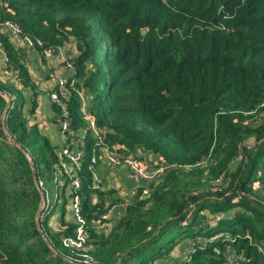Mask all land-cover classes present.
Wrapping results in <instances>:
<instances>
[{"label": "trees", "instance_id": "1", "mask_svg": "<svg viewBox=\"0 0 264 264\" xmlns=\"http://www.w3.org/2000/svg\"><path fill=\"white\" fill-rule=\"evenodd\" d=\"M4 20L39 41L37 51L74 44L66 103L85 155L74 188L58 145L32 121L38 93L26 52L0 31L16 75L0 78V264H75L63 242L75 235L64 220L75 196L89 254L102 264H151L181 228L207 240L184 264H229L228 247L240 264H264V0H0ZM77 90L108 146L190 166L138 187L107 234L95 225L120 199L93 187L95 139ZM204 211L223 217L204 225Z\"/></svg>", "mask_w": 264, "mask_h": 264}, {"label": "built area", "instance_id": "2", "mask_svg": "<svg viewBox=\"0 0 264 264\" xmlns=\"http://www.w3.org/2000/svg\"><path fill=\"white\" fill-rule=\"evenodd\" d=\"M0 31L8 35L10 41L18 46L27 47L29 49H35L36 43L29 36L23 35L22 30L18 24L11 20H4L0 22ZM71 42H66L61 46L47 47L41 51H37L38 58H54L59 54L62 59V63L65 69L74 71L72 58L74 54L70 51L68 46ZM0 63L3 69L7 66V55L0 45ZM15 78L16 75L14 74ZM80 98L82 99V110L85 112V99L82 90H77ZM70 96V91L67 86V77L56 76L55 85L48 93V99L51 105L57 106L59 112H54L52 117L58 130L63 138L61 145L55 150L63 173L72 179L71 185L74 188L79 187L78 172L81 170L82 161L84 159V142L83 134L78 137L75 136L74 131L71 128V121L69 117V111L67 108L66 100ZM86 119L89 121L90 128L93 132L95 143L92 149L88 169L91 171L93 176V187L98 188L102 184V179L97 174V168L99 162H104L106 165L111 167H124L131 178L135 180H143L146 183L159 181L168 171L179 168V167H190L189 165H181L175 162H169L161 155L154 154H143L141 152L128 153L122 146L112 145L108 146L104 142L103 132L97 128L94 124L92 116L86 113ZM40 129H45V124H38ZM208 162V159H202L195 165L204 166ZM63 185V180H58V186ZM70 211L74 218V222L77 227L75 235L63 239L66 246L72 249L75 253V257L71 256V261L75 264H102L96 260L92 255L89 254L90 249L93 247V236L89 228L85 225V220L80 211V200L78 196H75L70 200ZM121 207V205H120ZM112 208L107 212L101 213L98 219V223L95 225V229L98 232L105 234L111 230V214ZM208 217L209 224H215L222 219V213L210 214L208 211L202 212ZM229 214V213H228ZM204 238V237H203ZM206 238L196 239L186 242L184 259L179 262L184 264L191 259L193 252L199 245L205 246ZM261 250V248H260ZM227 261L229 264H240L239 259L243 261L242 255H236L231 247L226 250ZM164 264H173L172 260H167Z\"/></svg>", "mask_w": 264, "mask_h": 264}, {"label": "crops", "instance_id": "3", "mask_svg": "<svg viewBox=\"0 0 264 264\" xmlns=\"http://www.w3.org/2000/svg\"><path fill=\"white\" fill-rule=\"evenodd\" d=\"M68 48L74 55L77 53L73 43H71ZM28 52L29 54H32L30 55V57L38 61L35 53L36 51L34 52V49H30L28 50ZM61 59L62 57L59 54H57L54 58H49L48 63L53 67L52 71L54 70L56 73L54 76L50 75L46 79H43L40 75L37 76L31 69L28 68L31 77L36 84L37 91L40 89L36 96V102L38 104L32 121L36 122L37 124L39 122H44L46 124V128L43 130V132L49 137L54 145L58 146L61 145L63 138L58 130V126L53 121L52 115L54 113V109L53 105H51V103L49 102L48 93L54 87L55 77L57 75L60 74L68 78V76H70L72 73L71 70L64 68ZM96 168L98 176L103 180L99 188L101 190L114 189L115 194L112 195V197H118L120 199V202L118 204L112 206L113 209L110 214V220L111 224L113 225V223L121 213L120 205L121 202H123L121 201V199H124L125 195L129 193H135L136 189L138 187L144 186L146 182L143 180H135L131 178L129 172L124 167H111L105 165L104 162H99ZM93 199L95 201L96 196H94ZM127 200L128 199H126V201ZM185 240L186 239H184V241ZM184 241H181L179 244L177 243L174 247H172L169 253H167L166 256H168L169 259L173 262L179 263L183 259L182 257L185 254L186 247V241ZM178 252H182L183 255L180 256ZM158 261L159 260L155 259L151 262V264H162V262Z\"/></svg>", "mask_w": 264, "mask_h": 264}, {"label": "rangeland", "instance_id": "4", "mask_svg": "<svg viewBox=\"0 0 264 264\" xmlns=\"http://www.w3.org/2000/svg\"><path fill=\"white\" fill-rule=\"evenodd\" d=\"M16 46H18V45H16ZM18 47L22 48L24 50V52H26V60H25L26 66L29 69H31L34 72V74H36L37 76L40 75L43 79H46L50 75H52V76L55 75L56 72L54 70L52 71L53 67L51 66V64L48 63V60H49L48 58H40V57L38 58V55L35 52L36 50L34 49V52L36 53V56H37V59H38V61H37L34 58L30 57V55H32V54H29V52H28V50H30L29 48H25L23 46H18ZM57 76H61V75L59 74ZM0 78L2 80H9V81H11V80L15 79V76H14V73H12V72H10V71H8L6 69L4 70L3 69V66L0 63ZM39 90L37 91V93L39 92ZM26 96H28V94H26ZM36 110H37V107H36ZM36 110H35V112H36ZM43 123L44 122H39L38 124H43ZM45 126H46V124H45ZM62 186H60V187H62ZM58 190H61V188H58ZM56 191H57V188H55V186H53V185L49 189V194L47 196L46 201L49 202L51 204V206L53 205V198H54V194L56 193ZM133 194L134 193H129V194L125 195V198L124 199H121V201H126V199H130L133 196ZM69 201L70 200H68V203L65 206V208H66L65 209V213H64V220H65V222H72V221H74V218H73V216L71 214V211H70V203H69ZM59 202H61V200L58 201V203H57L58 206H56V208L54 207V212H53V214H52V216H51V218L49 220V227L52 230H58L59 228H61L60 222H59V216H60V211H61L60 210V207H59ZM43 205H44V203L41 202V205L40 206L43 207ZM209 220L210 219L208 217H206V219L204 220L203 224L204 225L205 224H209ZM183 230H184V228L179 229V231H178V237H176L173 240V243H176V244L178 243L179 244L181 241H184V239H186L185 240L186 242L189 241V240L192 241V240H196V239H202V240H204L203 236H200V234H195L194 235L193 231H191V230H187V229H186V231H183ZM178 254H180V256L183 255L182 252H178ZM182 258L184 259V256ZM156 259L159 260L158 262H162V264H163L165 261L169 260V257L166 256V255H163V256H158ZM132 263L133 262H128L127 264H132Z\"/></svg>", "mask_w": 264, "mask_h": 264}, {"label": "water", "instance_id": "5", "mask_svg": "<svg viewBox=\"0 0 264 264\" xmlns=\"http://www.w3.org/2000/svg\"><path fill=\"white\" fill-rule=\"evenodd\" d=\"M166 94V92H164Z\"/></svg>", "mask_w": 264, "mask_h": 264}]
</instances>
